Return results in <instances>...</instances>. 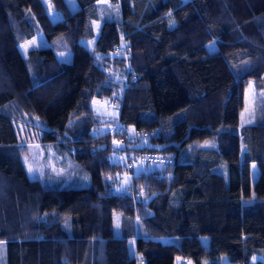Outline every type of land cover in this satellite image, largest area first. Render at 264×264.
I'll return each instance as SVG.
<instances>
[{"label":"trees","instance_id":"16d2710c","mask_svg":"<svg viewBox=\"0 0 264 264\" xmlns=\"http://www.w3.org/2000/svg\"><path fill=\"white\" fill-rule=\"evenodd\" d=\"M100 1L49 0L54 18L44 0H0L5 264H264V0H110L111 16ZM40 32L48 43L24 55ZM251 80L259 112L238 128ZM95 96L116 102L115 120ZM148 141L164 147H129ZM115 211L136 224L129 236ZM259 211L260 232L230 231V214Z\"/></svg>","mask_w":264,"mask_h":264},{"label":"rangeland","instance_id":"374dc122","mask_svg":"<svg viewBox=\"0 0 264 264\" xmlns=\"http://www.w3.org/2000/svg\"><path fill=\"white\" fill-rule=\"evenodd\" d=\"M46 3H48V8L50 11V14L54 16V18L58 17L59 14L55 13V11L52 9V7L49 5V0H44ZM101 4L105 6L103 15L106 16H111L113 14V3L110 0H101ZM110 13H109V11ZM93 26L95 28V32L98 33L100 26H101V21L100 20H95L93 22ZM95 37L89 40H83L88 47L92 48L94 45ZM48 43L47 38L45 35L40 32L34 37L30 38L27 42L23 43L21 45V50L24 55H27L28 50L32 47H37L40 45H45ZM210 48H214L216 46L215 41L209 44ZM58 57L60 60H69L70 58V53L68 52H58ZM92 106L95 109L96 112L104 114L109 116V118H116V116L119 114V107H114L110 103V98L109 97H98L95 96L92 98ZM259 107H260V102L258 100V92L255 88L254 81L251 80L248 85L246 86L245 89V96H244V105L240 110L239 114V124L238 128L248 124L252 123L255 121L257 113L259 112ZM202 145L204 146H214L216 145L217 141L215 138L211 139H206L203 140ZM52 150H50L51 152ZM34 154V152L32 153ZM29 160V159H28ZM25 162H28L27 159L25 158ZM29 164L27 165L28 171L31 176L36 177L32 172V167L30 165V160L28 162ZM35 163V162H34ZM33 163V170L36 171L35 166ZM43 163V162H42ZM41 164V162H40ZM47 164L50 168H55L54 170L59 171L60 167L57 163V159H55L53 156L49 157L47 160ZM242 193L244 200L247 202H252L255 200V192H254V182L257 179L259 175V165L255 161L251 162H246L243 165L242 169ZM130 178L128 176H123L122 177V182L121 185H124L125 182H128ZM136 224L134 223L133 219L127 217L126 215L119 213L117 211L114 212V233L116 235H126L129 236L131 231L134 230V226ZM262 226V213L256 212L255 216L252 220H245L237 216V217H232V219L229 221V229L230 231H257L261 229ZM183 247H186L188 245V242L190 243V237L189 236H183L180 238ZM205 242L208 241V238L206 237L204 239ZM131 245H132V250H134V241L131 240ZM187 257V256H184ZM188 258V257H187ZM0 261L2 264H5L6 262V242H0ZM229 262V264H236L235 262L230 261L228 258L224 259V262Z\"/></svg>","mask_w":264,"mask_h":264},{"label":"crops","instance_id":"0c3cea01","mask_svg":"<svg viewBox=\"0 0 264 264\" xmlns=\"http://www.w3.org/2000/svg\"><path fill=\"white\" fill-rule=\"evenodd\" d=\"M243 169V168H242ZM243 172V171H242ZM242 178H243V174H242ZM238 215L237 214H230L229 215V221L232 219V217H237ZM242 220V219H241ZM228 221V223H229ZM261 229H262V226H261ZM261 229L257 230V231H242V233L246 234V233H255V232H260ZM184 250L186 251V253L189 251V248H190V243L188 242V245L186 247H183ZM256 259H262L264 261V257L262 256H256L255 257ZM222 264H229V262H224V260L222 261Z\"/></svg>","mask_w":264,"mask_h":264},{"label":"water","instance_id":"95a60500","mask_svg":"<svg viewBox=\"0 0 264 264\" xmlns=\"http://www.w3.org/2000/svg\"><path fill=\"white\" fill-rule=\"evenodd\" d=\"M181 143V142H180ZM178 143V144H180ZM116 145H123V143H116ZM130 148H138V147H158V148H163L164 145H158L156 143H152V142H143V143H139V144H134V145H129Z\"/></svg>","mask_w":264,"mask_h":264},{"label":"built area","instance_id":"2783aa9c","mask_svg":"<svg viewBox=\"0 0 264 264\" xmlns=\"http://www.w3.org/2000/svg\"><path fill=\"white\" fill-rule=\"evenodd\" d=\"M111 105L116 106L117 104L115 101L112 100ZM178 264H191V261L189 260V258L183 257Z\"/></svg>","mask_w":264,"mask_h":264}]
</instances>
